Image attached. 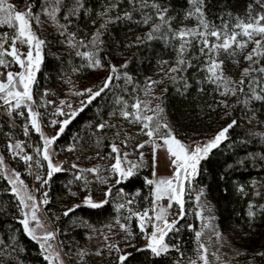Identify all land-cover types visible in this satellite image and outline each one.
I'll return each mask as SVG.
<instances>
[{
    "label": "snow or ice",
    "instance_id": "obj_1",
    "mask_svg": "<svg viewBox=\"0 0 264 264\" xmlns=\"http://www.w3.org/2000/svg\"><path fill=\"white\" fill-rule=\"evenodd\" d=\"M0 264H264V0H0Z\"/></svg>",
    "mask_w": 264,
    "mask_h": 264
},
{
    "label": "trees",
    "instance_id": "obj_2",
    "mask_svg": "<svg viewBox=\"0 0 264 264\" xmlns=\"http://www.w3.org/2000/svg\"><path fill=\"white\" fill-rule=\"evenodd\" d=\"M92 115L91 111L85 112L84 113V117H82L81 119L83 120L84 118L90 117ZM80 121H78L79 123ZM73 128H75V125H73ZM227 153H225L226 155ZM235 205L232 204L231 202H229L227 205L224 204V202H221V214L224 218V222L227 223L229 222V217H230V213H231V209L234 207ZM144 256L143 254H141L138 259H143Z\"/></svg>",
    "mask_w": 264,
    "mask_h": 264
}]
</instances>
